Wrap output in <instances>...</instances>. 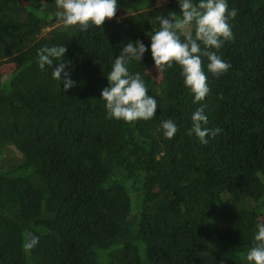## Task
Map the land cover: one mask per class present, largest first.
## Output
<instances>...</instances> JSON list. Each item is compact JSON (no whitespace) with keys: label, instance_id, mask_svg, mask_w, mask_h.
<instances>
[{"label":"trees","instance_id":"obj_1","mask_svg":"<svg viewBox=\"0 0 264 264\" xmlns=\"http://www.w3.org/2000/svg\"><path fill=\"white\" fill-rule=\"evenodd\" d=\"M117 3L82 31L55 0H0V264H248L264 223V0H228L234 39L218 54L231 68L215 77L203 57L211 92L196 103L181 67L157 72L150 50L157 17L182 15L179 0ZM137 40L148 51L128 68L158 107L129 124L106 118L100 94ZM54 45L67 49V91L55 64L37 62ZM201 105L204 127L223 129L207 145L187 134ZM26 230L39 237L30 253Z\"/></svg>","mask_w":264,"mask_h":264},{"label":"clouds","instance_id":"obj_2","mask_svg":"<svg viewBox=\"0 0 264 264\" xmlns=\"http://www.w3.org/2000/svg\"><path fill=\"white\" fill-rule=\"evenodd\" d=\"M55 4L60 10L56 15L64 26H78L82 31L91 25L102 26L106 19L116 16L119 7L117 0H55ZM179 6L182 15L173 12L168 18L157 17L160 28L151 35V55L157 72H164L174 63L178 64L185 86L194 94L193 102H201L211 92L202 58H207V70L215 77L226 74L231 68V64L218 53L225 41L234 39L231 21L237 16V9H229L228 0H199L198 3L179 0ZM179 33L183 34V40ZM66 51L64 45H54L45 46L37 53L41 70L46 66L53 69L55 64L52 78L56 81L61 80L63 73L65 91L76 83L65 71L67 62L63 57ZM146 51L148 48L142 41L128 42L115 58L111 71L106 75L108 86L100 94L106 102V118L132 124L155 117L158 107L156 98L147 94L149 89L140 73L132 74L128 68L131 61L140 62ZM191 120L192 127L187 134L194 133L202 144L207 145V137L214 138L223 131L219 127H204L208 124V117L203 105L196 109ZM161 127L167 139H173L179 131L171 119L162 121ZM256 227L258 231L254 236V246L242 257L248 264H264V223H258ZM23 236V250L30 253L38 245L39 237L28 230Z\"/></svg>","mask_w":264,"mask_h":264},{"label":"rangeland","instance_id":"obj_3","mask_svg":"<svg viewBox=\"0 0 264 264\" xmlns=\"http://www.w3.org/2000/svg\"><path fill=\"white\" fill-rule=\"evenodd\" d=\"M11 65H8V67H10Z\"/></svg>","mask_w":264,"mask_h":264}]
</instances>
